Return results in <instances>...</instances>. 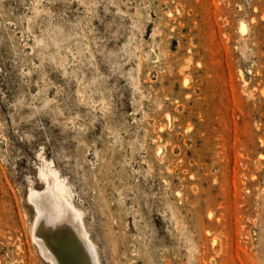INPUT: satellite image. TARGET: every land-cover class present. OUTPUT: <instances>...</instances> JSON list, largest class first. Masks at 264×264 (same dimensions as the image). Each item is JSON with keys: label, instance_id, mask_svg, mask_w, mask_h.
Wrapping results in <instances>:
<instances>
[{"label": "rangeland", "instance_id": "obj_1", "mask_svg": "<svg viewBox=\"0 0 264 264\" xmlns=\"http://www.w3.org/2000/svg\"><path fill=\"white\" fill-rule=\"evenodd\" d=\"M50 163L101 264H264V0H0V264Z\"/></svg>", "mask_w": 264, "mask_h": 264}, {"label": "bare ground", "instance_id": "obj_2", "mask_svg": "<svg viewBox=\"0 0 264 264\" xmlns=\"http://www.w3.org/2000/svg\"><path fill=\"white\" fill-rule=\"evenodd\" d=\"M51 163L40 169L45 188H31L28 202L35 211L32 242L47 264H101L86 228L83 213Z\"/></svg>", "mask_w": 264, "mask_h": 264}]
</instances>
